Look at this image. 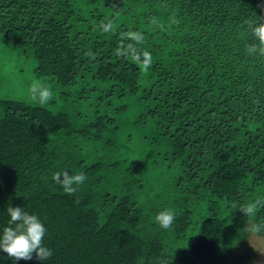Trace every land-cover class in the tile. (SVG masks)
Returning <instances> with one entry per match:
<instances>
[{
    "label": "trees",
    "instance_id": "obj_1",
    "mask_svg": "<svg viewBox=\"0 0 264 264\" xmlns=\"http://www.w3.org/2000/svg\"><path fill=\"white\" fill-rule=\"evenodd\" d=\"M258 17L264 0H0V35L57 105L0 99V235L21 206L53 252L0 264L253 258L235 250L264 233V207L239 211L264 199V56L245 50ZM64 171L86 175L71 195Z\"/></svg>",
    "mask_w": 264,
    "mask_h": 264
},
{
    "label": "clouds",
    "instance_id": "obj_2",
    "mask_svg": "<svg viewBox=\"0 0 264 264\" xmlns=\"http://www.w3.org/2000/svg\"><path fill=\"white\" fill-rule=\"evenodd\" d=\"M251 29V34L254 41L258 43L246 44L245 50L249 54L257 53L264 56V18L258 17L248 25ZM138 59V58H137ZM151 66V55L148 52L144 53V59L141 62L142 70H147ZM29 96L32 101L44 106L53 99V91L51 86H45L39 81H33L29 87ZM62 175V179H61ZM52 179L63 186L65 193L71 195L77 188L86 180L84 173L69 175L67 171L56 172ZM264 207V199L255 200L242 205L239 211L248 218L255 217L259 208ZM7 212L10 216L9 225L3 229L0 235V250H3L9 257L19 260H31L33 253L36 259L45 261L53 255L52 249L44 246L43 239L47 232L44 224L38 216L29 214L21 206H9ZM175 212L171 209L160 211L155 216V222L163 229H168L172 226L175 220Z\"/></svg>",
    "mask_w": 264,
    "mask_h": 264
},
{
    "label": "rangeland",
    "instance_id": "obj_3",
    "mask_svg": "<svg viewBox=\"0 0 264 264\" xmlns=\"http://www.w3.org/2000/svg\"><path fill=\"white\" fill-rule=\"evenodd\" d=\"M17 48V45H10L0 35V99L16 98L36 103L31 100L28 90L33 81L42 83V78L35 75V62L20 55ZM52 103L49 101V104ZM50 106L57 107L54 104ZM248 248H252V251L249 252ZM247 253L255 255L244 261L246 264H264V233L257 234L254 230L250 231L244 244L235 250L238 257Z\"/></svg>",
    "mask_w": 264,
    "mask_h": 264
}]
</instances>
